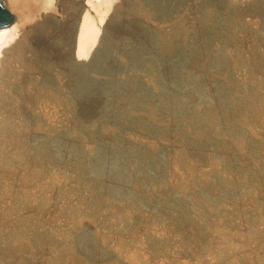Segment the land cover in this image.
Here are the masks:
<instances>
[{
    "label": "rangeland",
    "instance_id": "rangeland-1",
    "mask_svg": "<svg viewBox=\"0 0 264 264\" xmlns=\"http://www.w3.org/2000/svg\"><path fill=\"white\" fill-rule=\"evenodd\" d=\"M123 8L0 89V264H264V0Z\"/></svg>",
    "mask_w": 264,
    "mask_h": 264
},
{
    "label": "bare ground",
    "instance_id": "bare-ground-1",
    "mask_svg": "<svg viewBox=\"0 0 264 264\" xmlns=\"http://www.w3.org/2000/svg\"><path fill=\"white\" fill-rule=\"evenodd\" d=\"M0 3L13 14L8 25H0V89L10 81L25 79L37 45L48 43L45 47L64 58L75 55L77 59H87L112 20L143 16L140 12L125 11L124 0H0ZM52 33L63 36L62 45L50 43Z\"/></svg>",
    "mask_w": 264,
    "mask_h": 264
},
{
    "label": "water",
    "instance_id": "water-1",
    "mask_svg": "<svg viewBox=\"0 0 264 264\" xmlns=\"http://www.w3.org/2000/svg\"><path fill=\"white\" fill-rule=\"evenodd\" d=\"M13 18V14H11L8 10L5 9L4 6L0 3V25L6 26L8 25Z\"/></svg>",
    "mask_w": 264,
    "mask_h": 264
}]
</instances>
